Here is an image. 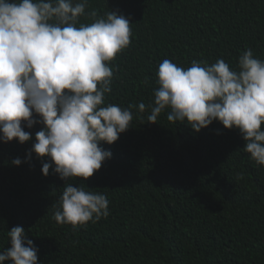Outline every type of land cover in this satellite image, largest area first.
<instances>
[{
    "label": "trees",
    "instance_id": "1",
    "mask_svg": "<svg viewBox=\"0 0 264 264\" xmlns=\"http://www.w3.org/2000/svg\"><path fill=\"white\" fill-rule=\"evenodd\" d=\"M92 11L129 18L131 43L110 62L106 103L133 105L131 127L101 142L111 158L87 180L65 182L52 168L43 175L51 161L35 153L25 162L40 124L25 128L28 142H0V251L22 226L37 264H264V165L244 151L238 130L214 120L195 132L167 111L149 123L150 109L138 110L154 101L165 59L234 68L251 48L264 60V0H89ZM64 183L104 194L109 215L75 228L57 223Z\"/></svg>",
    "mask_w": 264,
    "mask_h": 264
},
{
    "label": "clouds",
    "instance_id": "2",
    "mask_svg": "<svg viewBox=\"0 0 264 264\" xmlns=\"http://www.w3.org/2000/svg\"><path fill=\"white\" fill-rule=\"evenodd\" d=\"M88 2L0 0V142H28L33 137L25 128L42 125L25 162L31 153L46 157L51 163H43L42 174L52 168L65 182L98 171L112 155L101 142L117 141L133 121V105L106 103L110 62L131 43L129 18L114 11L95 18L96 12L86 13ZM85 15L95 19L80 23ZM156 76L154 101L138 105L141 113L150 109L147 122L157 123L165 111L169 122H187L195 132L218 121L237 129L244 151L264 165V60L251 48L234 68L223 59L211 65L194 60L186 69L165 59ZM108 206L104 194L64 183L53 218L75 228L106 218ZM7 237L0 264H37L38 249L22 226Z\"/></svg>",
    "mask_w": 264,
    "mask_h": 264
}]
</instances>
